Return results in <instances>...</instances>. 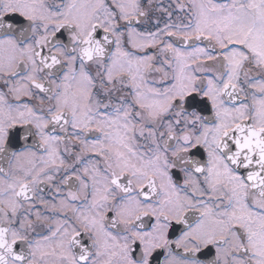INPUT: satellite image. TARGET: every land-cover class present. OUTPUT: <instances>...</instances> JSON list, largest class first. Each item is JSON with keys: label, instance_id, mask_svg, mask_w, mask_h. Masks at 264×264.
Segmentation results:
<instances>
[{"label": "snow or ice", "instance_id": "obj_1", "mask_svg": "<svg viewBox=\"0 0 264 264\" xmlns=\"http://www.w3.org/2000/svg\"><path fill=\"white\" fill-rule=\"evenodd\" d=\"M0 264H264V0H0Z\"/></svg>", "mask_w": 264, "mask_h": 264}, {"label": "flooded vegetation", "instance_id": "obj_2", "mask_svg": "<svg viewBox=\"0 0 264 264\" xmlns=\"http://www.w3.org/2000/svg\"><path fill=\"white\" fill-rule=\"evenodd\" d=\"M157 3H162L164 6H167L170 3V0H157ZM173 19H175V16Z\"/></svg>", "mask_w": 264, "mask_h": 264}]
</instances>
